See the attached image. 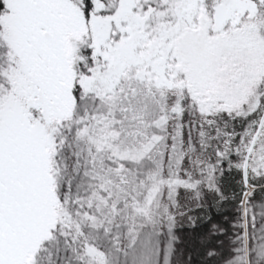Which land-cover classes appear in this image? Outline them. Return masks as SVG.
Masks as SVG:
<instances>
[{"label":"snow or ice","instance_id":"1","mask_svg":"<svg viewBox=\"0 0 264 264\" xmlns=\"http://www.w3.org/2000/svg\"><path fill=\"white\" fill-rule=\"evenodd\" d=\"M0 264H264V0H0Z\"/></svg>","mask_w":264,"mask_h":264}]
</instances>
